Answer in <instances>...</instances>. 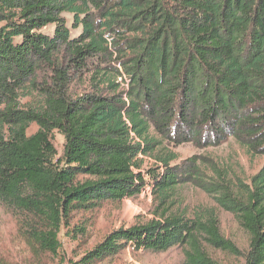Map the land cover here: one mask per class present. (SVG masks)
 I'll return each mask as SVG.
<instances>
[{
	"label": "trees",
	"instance_id": "obj_1",
	"mask_svg": "<svg viewBox=\"0 0 264 264\" xmlns=\"http://www.w3.org/2000/svg\"><path fill=\"white\" fill-rule=\"evenodd\" d=\"M59 53L79 74L96 61L93 93L71 98ZM43 67L52 85L37 88V106L20 105ZM31 123L38 128L28 134ZM53 130L64 136L60 156ZM228 137L264 155V0H0V202L21 213V236L40 253H57L72 212L146 186L164 201L195 176L194 163L170 166L177 154L165 141ZM146 155L156 165L143 170ZM220 202L250 236L242 264H264V162L244 192ZM201 229L237 253L214 225L169 215L113 230L69 264H103L127 246L185 244L189 264H215L199 249Z\"/></svg>",
	"mask_w": 264,
	"mask_h": 264
},
{
	"label": "rangeland",
	"instance_id": "obj_2",
	"mask_svg": "<svg viewBox=\"0 0 264 264\" xmlns=\"http://www.w3.org/2000/svg\"><path fill=\"white\" fill-rule=\"evenodd\" d=\"M63 17L71 35H77L80 27L72 26V15L63 13ZM51 29L49 27L45 31L50 32ZM57 56L60 62L63 60L68 70L70 79L68 94L71 98L93 93L95 88L90 77L96 70V61L91 60L88 67L79 74L72 67H68L67 55L59 53ZM51 74V70L47 67L36 71L35 77L27 82L19 93L20 105L37 106L41 98L37 88L44 85L51 86ZM37 128L35 123H31L27 133L32 134ZM51 139L57 155L60 156L64 146L63 134L53 130ZM163 145L165 149L177 154V159L170 162V166L179 165L182 170H187L194 163L197 169L195 176L192 175L188 181L180 183L164 201H160L151 192H141L118 202H102L99 207L90 211L72 212L69 224H62L58 232L60 247L56 254L40 253L27 244L20 232L23 216L18 211L6 208L0 202V262L2 264H69L113 230L135 224H146L169 215H179L199 223L203 228L214 225L219 235L237 250V253H232L214 246L208 234L201 229L196 238L203 255L215 264H242L250 236L239 224L234 213L221 205L220 201L227 192L235 196L245 191L249 186L250 177L262 166L264 155L255 154L254 150L245 148L240 140L233 137L209 145L204 143L197 145L189 141L177 145L165 141ZM139 159L143 160V170L156 165L153 156H139ZM191 251L188 244L173 245L166 250L158 251L136 250L132 246H127L102 263L189 264L187 252Z\"/></svg>",
	"mask_w": 264,
	"mask_h": 264
},
{
	"label": "built area",
	"instance_id": "obj_3",
	"mask_svg": "<svg viewBox=\"0 0 264 264\" xmlns=\"http://www.w3.org/2000/svg\"><path fill=\"white\" fill-rule=\"evenodd\" d=\"M142 192L150 193L151 188L149 186H146L145 189Z\"/></svg>",
	"mask_w": 264,
	"mask_h": 264
}]
</instances>
